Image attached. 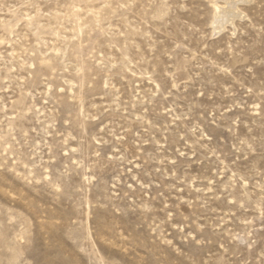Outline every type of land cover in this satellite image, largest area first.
I'll list each match as a JSON object with an SVG mask.
<instances>
[{
    "label": "rangeland",
    "instance_id": "obj_1",
    "mask_svg": "<svg viewBox=\"0 0 264 264\" xmlns=\"http://www.w3.org/2000/svg\"><path fill=\"white\" fill-rule=\"evenodd\" d=\"M241 1L0 0V264H264Z\"/></svg>",
    "mask_w": 264,
    "mask_h": 264
},
{
    "label": "bare ground",
    "instance_id": "obj_2",
    "mask_svg": "<svg viewBox=\"0 0 264 264\" xmlns=\"http://www.w3.org/2000/svg\"><path fill=\"white\" fill-rule=\"evenodd\" d=\"M226 1V0H225ZM241 1V0H240ZM242 2V1H241ZM244 2H245V0H244ZM243 2V3H244ZM227 4H228V11H224V9H222V8H217L215 11H217V16H219V18H221V19H230L231 18V14H233L232 12H233V10H232V8L234 7V0H227V2H226ZM246 4V3H245ZM215 5V4H214ZM217 6V5H216ZM235 15V14H234ZM216 16V15H215ZM233 16V15H232ZM217 20V19H216ZM232 23V22H231ZM227 25V24H226ZM216 26L218 27V26H220V24L218 23H216ZM222 28V27H221ZM225 28V27H224ZM216 31V30H215Z\"/></svg>",
    "mask_w": 264,
    "mask_h": 264
}]
</instances>
